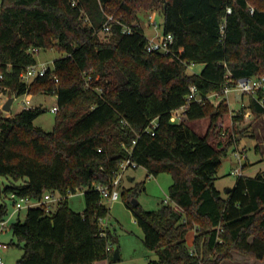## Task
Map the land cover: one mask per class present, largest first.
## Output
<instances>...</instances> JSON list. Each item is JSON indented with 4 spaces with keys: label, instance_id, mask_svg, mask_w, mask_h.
<instances>
[{
    "label": "trees",
    "instance_id": "obj_1",
    "mask_svg": "<svg viewBox=\"0 0 264 264\" xmlns=\"http://www.w3.org/2000/svg\"><path fill=\"white\" fill-rule=\"evenodd\" d=\"M141 9L163 13V33L173 34L175 54L145 51ZM109 14L115 21L103 40L99 32ZM124 26L133 31L123 32ZM52 47L63 56L27 85L21 73L37 64L34 50ZM185 62L204 66L189 74ZM228 72L233 79L264 73V0H2L0 94L57 96L60 109L54 128L45 131L34 125L41 107L13 115L0 107V175L8 179L0 180V218L11 214L6 199L12 193L68 196L109 182L131 157L152 175L173 176L171 203L145 210L133 203L135 192L125 201L145 246L158 256L149 264H220L233 251L264 259V172L239 176L222 196L216 180L227 148L216 147L208 133L185 121L170 120L192 84L207 95L223 87ZM229 108L227 99L217 105L207 99L192 103L186 117L209 116L215 123ZM249 108L264 115L254 100ZM245 111L235 118L243 119ZM155 118L151 134L146 129ZM84 196L82 212L66 197L54 212L30 207L24 219L11 222L17 238L11 244L24 250L15 264H93L107 258L113 235L101 234L99 219L109 207L95 189Z\"/></svg>",
    "mask_w": 264,
    "mask_h": 264
},
{
    "label": "rangeland",
    "instance_id": "obj_2",
    "mask_svg": "<svg viewBox=\"0 0 264 264\" xmlns=\"http://www.w3.org/2000/svg\"><path fill=\"white\" fill-rule=\"evenodd\" d=\"M1 4L2 0H0V7ZM151 14H154L153 18L150 17ZM151 20L155 21L158 25L157 28ZM138 23L148 37L154 36L156 33H163L164 16L159 10L141 9ZM99 36L103 40L109 38L108 33L101 31ZM34 55L37 65L53 68L54 61L62 57L63 53L52 47L39 48ZM200 68L201 65L197 64L193 67H188L187 72L189 74L197 73ZM32 95L33 104L37 103L40 105L39 107L44 109V112L34 120V125L45 131H51L55 126L56 120V112L51 111L53 106L58 105L56 97L47 94ZM0 96V107L2 108L11 96L8 93H1ZM22 97L14 99L11 111L6 112V115H13L25 108L24 104L20 102ZM244 97V103L247 104L249 98L247 96ZM225 99L230 104L229 111L222 115L217 122H212L209 116L189 121L185 116L183 121L187 122L190 127L200 134L208 133L209 140L216 147L227 148V153L222 158V164L216 180V186L221 191L222 196L227 197V190L234 186L239 178L233 172L235 169L244 165L242 173L251 176L264 172V115L256 116L253 114L248 118L236 119L235 117L239 113L238 110L242 108L243 101L237 99V92L230 93L228 97L212 98L211 101L217 105ZM236 149L244 155L241 161L235 155ZM0 180L4 183L8 181L7 177L1 175ZM172 182L173 176L169 172H162L155 176L150 174L144 166L140 165H131L126 169L120 185V198L114 202L103 201L109 207V212L104 217V222L107 231H110L113 235L109 242L112 250L109 251L107 258L98 260L93 264H149L150 259L158 258L155 251L149 250L145 246L143 230L125 201L135 192V198H133L139 202L143 209L157 210L165 204L167 199L169 200V188ZM6 201L10 214L14 210L13 199L7 198ZM68 203L73 210L82 212L85 209L84 192L79 189L76 193L70 194ZM50 207H52L53 212L57 209V205L54 203ZM26 213L27 209L21 210L19 214L11 219V222L18 217L24 219ZM195 231V229L191 230L188 235L189 245H192ZM12 241L16 243L17 238L9 227L7 231L2 232L0 235V254L3 257L4 264H15L24 254L23 248L17 244H11ZM117 248L120 251V258L114 259V252ZM245 255L244 253L233 251L232 258L224 259L220 264H244L246 261ZM250 264L253 263L251 262Z\"/></svg>",
    "mask_w": 264,
    "mask_h": 264
},
{
    "label": "built area",
    "instance_id": "obj_3",
    "mask_svg": "<svg viewBox=\"0 0 264 264\" xmlns=\"http://www.w3.org/2000/svg\"><path fill=\"white\" fill-rule=\"evenodd\" d=\"M227 12L231 13V8H228ZM150 17L153 18L154 14H151ZM113 21H115L114 16L111 14L107 15V20L101 32L109 33ZM151 22L155 24L156 28L158 27L155 21L151 20ZM132 31H133L132 26H124L123 28V32L131 33ZM173 44H174V36L172 33H168V34L156 33L154 36L148 37L147 43L145 45V51L159 52V53H163L164 55L175 54L173 49ZM34 51L36 52L38 51V49H35ZM187 65L188 67H193L197 64L190 63ZM49 69L50 67L45 65L43 66H39L37 64L30 65L22 71L21 80L25 82L27 85H29L37 76L45 75ZM2 78H3V74L0 73V80ZM92 81H93V76L91 74L87 75L86 86L90 87ZM232 92H237V95H239L241 99L244 96H247L249 98V102L247 104L242 102V107L246 108L244 117L245 118L251 117L253 115L252 110L249 108L251 100H254L257 104H259L262 108H264V73L250 77L233 79L231 73L228 72L223 87L213 92H210L207 95H203L200 92L198 86L192 84L190 86L189 93L186 97V102L182 106L171 111L170 120L172 122H182L183 118L186 116L187 109H189L192 103H196V102L204 103L207 99H212V98L219 99L222 96L228 97ZM14 97L15 99L18 97H22L20 102L24 104L25 108H33L32 99L31 97L28 96V93ZM59 109L60 107L58 105H55L52 107L51 111L58 112ZM123 122L125 125L128 124L126 120H123ZM157 125H158V118H155L154 120L151 121L150 125L146 130L151 134H154V129L155 127H157ZM135 143L136 140H134L133 144ZM128 150L130 153H132L133 145L130 148H128ZM235 155L238 157L240 161L244 157L243 153L240 152L238 149L235 150ZM131 165H137V163L134 162L131 159V157L124 159L119 164L118 170L116 171L115 175L111 178L109 182L107 183L97 182L90 187L81 188V191L85 192L88 188L95 189L96 191L99 192L102 203H104L103 202L104 200H108L111 202L118 200L121 196L120 185L122 182L123 174L125 173L126 169ZM243 167L244 165H241V167L235 169L233 172L238 176L244 175L242 173ZM70 194L73 193L69 192L68 196ZM68 196L60 193L59 191H46L42 198L33 199L28 196L18 197L16 194L12 193L11 198L14 200V210L7 218L5 219L0 218V233L8 230L11 224V219L21 210L28 209L30 207L44 206L47 212H52L51 209L52 207H50V205L54 203L58 206ZM169 202H170V198L169 200L167 199L165 201L166 204H169ZM99 225L101 228V234L105 235L107 229L105 228L104 217L99 219ZM107 250L111 251L112 247L109 245L107 247ZM0 264H4V260L1 254H0Z\"/></svg>",
    "mask_w": 264,
    "mask_h": 264
},
{
    "label": "crops",
    "instance_id": "obj_4",
    "mask_svg": "<svg viewBox=\"0 0 264 264\" xmlns=\"http://www.w3.org/2000/svg\"><path fill=\"white\" fill-rule=\"evenodd\" d=\"M148 37V36H147ZM201 65V68L199 69V70H197L198 72L199 71H201V69L203 68V64H200ZM28 96L29 97H31V99H32V94H28ZM1 97V96H0ZM56 97V99H57V96H55ZM245 97H243L242 99H241V97H239V95H237V99L238 100H242L243 102H244V99ZM33 100H34V97H33ZM13 104V103H12ZM57 104H58V99H57ZM32 105H33V107H38V106H40L39 104H33V101H32ZM229 106H230V104H229ZM11 108H12V105H11ZM243 108V107H242ZM242 108L240 109V110H238L239 112L242 110ZM234 110V109H233ZM10 111H11V109H10ZM228 191V190H227ZM0 235H1V233H0ZM235 253V252H234ZM246 256V261H245V263L244 264H250L251 262L253 263V264H264V259H258V258H255V257H252V256H250V255H245Z\"/></svg>",
    "mask_w": 264,
    "mask_h": 264
},
{
    "label": "water",
    "instance_id": "obj_5",
    "mask_svg": "<svg viewBox=\"0 0 264 264\" xmlns=\"http://www.w3.org/2000/svg\"><path fill=\"white\" fill-rule=\"evenodd\" d=\"M14 99H15L14 96L10 97V98L6 101V103L2 106V109H3L4 111H6V112H9L10 109H11V105H12ZM228 191H229V189H228ZM133 203H135V204H139V202H138L136 199H133ZM118 258H120V251H119V248H117V249L115 250V252H114V259H118Z\"/></svg>",
    "mask_w": 264,
    "mask_h": 264
}]
</instances>
